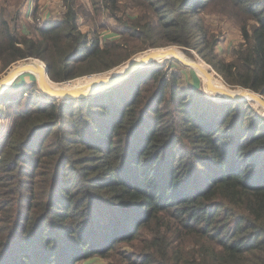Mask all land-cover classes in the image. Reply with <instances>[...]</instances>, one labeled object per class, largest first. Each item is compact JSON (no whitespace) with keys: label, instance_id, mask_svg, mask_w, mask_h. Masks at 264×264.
<instances>
[{"label":"trees","instance_id":"obj_1","mask_svg":"<svg viewBox=\"0 0 264 264\" xmlns=\"http://www.w3.org/2000/svg\"><path fill=\"white\" fill-rule=\"evenodd\" d=\"M79 1L22 36L0 14V73L35 58L59 83L176 45L264 96V0ZM209 16L241 34L229 57ZM173 60L85 98L35 80L0 96V264H264V116L188 84Z\"/></svg>","mask_w":264,"mask_h":264},{"label":"rangeland","instance_id":"obj_2","mask_svg":"<svg viewBox=\"0 0 264 264\" xmlns=\"http://www.w3.org/2000/svg\"><path fill=\"white\" fill-rule=\"evenodd\" d=\"M79 2L84 4L86 3V0H80ZM63 13H64V7H63L61 0H0V14L4 16L6 21L11 25L14 32L20 36L29 34V33L30 34L34 33L35 29L40 28L42 26H46V24H48L51 21L58 20L60 17L63 16ZM206 22L208 25H210L211 29L215 31H219V32L221 31L222 34L220 36H222V38H221L220 47L218 48V51L220 55L229 57L233 49L236 48L242 42V37H241V34L238 28L232 23H230L228 20L218 19L215 16L207 17ZM79 23H80L82 31L84 33H89L90 27L88 26L87 19L84 16L80 17ZM99 24H105L106 26H108V28L105 31L102 30L100 31V33L104 39L110 40L114 35L113 26L116 24L115 20L108 17L107 15H103L100 17ZM90 37H92V34H90ZM168 48H177L178 51L182 53V55H184L183 57L189 61L195 62L197 60H202L193 50L191 52L188 51L189 53L186 51L184 52V50L180 46H176V45L169 46V47H163V48L149 49V50L136 54L131 59L137 58L149 51L166 50ZM165 59H169V58H164L159 61H164ZM26 61L27 60H22V61H18L12 64L6 71H4L3 73H0V78L13 67L21 63H24ZM128 61L116 67V69L126 65ZM172 63H173V68L182 72L185 82H187L188 84L199 85L205 91V87H204L205 80L203 79L200 73L195 71V69L182 64L181 62L177 60H173ZM0 69H1V63H0ZM102 74H106V73L104 72L101 74H95V76L98 77ZM215 75L217 76V78L220 79L222 84L226 85L229 88H235V87H231L227 85L216 72H215ZM26 76H27L25 77L26 82H30L32 80L36 81V77L34 75L32 78L29 77L30 74H27ZM95 76L93 75L88 78L90 79ZM84 77L87 78V76H84ZM23 80H24V77H23ZM20 81L21 79L19 80V82H17V84L13 83L12 87L14 89L20 88L22 86V83H20ZM235 89H238V88H235ZM18 91L20 90L18 89ZM11 94L13 95L15 93H11ZM16 96L17 98L21 97L24 99V101H26L28 97L29 96L31 97L32 95L31 94L21 95L20 93H16ZM208 96L215 97L212 94H208ZM11 98H13V96H11ZM251 104L255 108V110L258 111L259 114L264 116V112H261V109L257 104L253 102H251ZM3 115L4 117L0 121V142L3 139V134L7 131V124L11 118L7 116L6 110L4 111ZM83 264H112V263H111V260H107L103 258H95V259H90L84 262Z\"/></svg>","mask_w":264,"mask_h":264},{"label":"water","instance_id":"obj_3","mask_svg":"<svg viewBox=\"0 0 264 264\" xmlns=\"http://www.w3.org/2000/svg\"><path fill=\"white\" fill-rule=\"evenodd\" d=\"M149 51L137 58H133L128 61V63L120 68H115L108 71L109 75L107 77H98L95 80L89 82L85 86H71L63 87L58 86L54 87L50 84V81L55 85L60 84H70L75 80L65 81V82H54L50 79L48 75V68L45 63L35 58H28L26 62L21 63L9 71H7L0 78V96L6 91L12 88L13 83L19 79L23 74H33L36 77L37 84L41 91L48 97L56 99H80L96 95L102 92L109 90L110 88L118 85L119 83L126 80L137 70L154 64L156 61L162 60L164 58H174L175 60L181 62L182 64L191 67L196 63H188L186 60L178 58V49L177 48H168L162 54L158 52ZM165 56V57H163ZM207 65V64H206ZM208 68L201 70L200 74L205 80V91L207 94H212L215 100L220 101H251L260 107L264 108V96L261 93H256L249 89H243V92L239 95L238 98L235 97L233 93L235 88H229V90L220 89L214 85L213 80L215 79V71L207 65ZM192 68V67H191ZM196 71V70H195ZM107 74V72H105ZM93 76L89 75L88 77ZM50 80V81H49ZM248 96H251L248 97Z\"/></svg>","mask_w":264,"mask_h":264},{"label":"bare ground","instance_id":"obj_4","mask_svg":"<svg viewBox=\"0 0 264 264\" xmlns=\"http://www.w3.org/2000/svg\"><path fill=\"white\" fill-rule=\"evenodd\" d=\"M167 50H168V49H166V50H156V51H154V52H158V54H162V53H164V52L167 51ZM183 56H184V55H182V53H180V52L178 51V58L183 59V60H186L188 63L190 62V63L193 64L194 61H189V60L185 59ZM163 57H165V56H163ZM194 63H196V64H195V65H192L191 67H192L193 69H195L198 73H201V72H200L201 70H203V69H205V68H208L207 65H206V63L203 62L202 60H197V61H195ZM108 75H109V73H107V74H102V75H100V76H98V77H107ZM94 76H95V75H94ZM90 77H91V76H90ZM98 77L95 76V77L89 79L88 76H87V78H86V77L80 78V79H78V80H75V81H73V82H70V84H60V85H55V84H53L50 80H49V81H50V84H51L52 86H54V87H58V86H63V87L85 86V85L89 84V82L95 80V79L98 78ZM213 82H214V85H216V87H218V88H220V89L229 90V88H228L226 85H224V84L221 83L220 79L217 78L216 75H215V79L213 80ZM233 91H234L233 93L235 94V97L238 98L239 95L243 92V89L238 88V89H234ZM248 97L251 98V96H248ZM258 106H259V105H258ZM259 107H260V106H259ZM260 109H261V112H264V108H263V107H260Z\"/></svg>","mask_w":264,"mask_h":264},{"label":"crops","instance_id":"obj_5","mask_svg":"<svg viewBox=\"0 0 264 264\" xmlns=\"http://www.w3.org/2000/svg\"><path fill=\"white\" fill-rule=\"evenodd\" d=\"M27 74H29V73H27ZM27 74H23V75H21L20 77H19V79H17L15 82H14V84H17V82H19V80L21 79V81H20V83H24V82H26V79H25V77H27L26 75ZM23 77H24V80H23ZM30 78H32L33 77V74L31 75L30 74V76H29ZM13 88V87H12ZM21 88V87H20ZM20 88H18V89H20ZM18 89H14L13 88V91H17Z\"/></svg>","mask_w":264,"mask_h":264}]
</instances>
